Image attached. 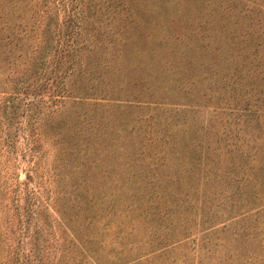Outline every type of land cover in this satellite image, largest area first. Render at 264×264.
Listing matches in <instances>:
<instances>
[{"label":"rangeland","instance_id":"obj_1","mask_svg":"<svg viewBox=\"0 0 264 264\" xmlns=\"http://www.w3.org/2000/svg\"><path fill=\"white\" fill-rule=\"evenodd\" d=\"M0 264H264V0H0Z\"/></svg>","mask_w":264,"mask_h":264}]
</instances>
